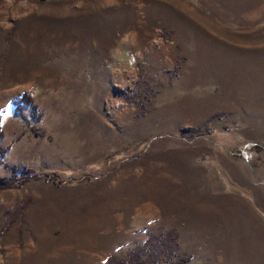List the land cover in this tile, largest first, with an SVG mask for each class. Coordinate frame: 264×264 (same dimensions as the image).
<instances>
[{
  "label": "rangeland",
  "instance_id": "obj_1",
  "mask_svg": "<svg viewBox=\"0 0 264 264\" xmlns=\"http://www.w3.org/2000/svg\"><path fill=\"white\" fill-rule=\"evenodd\" d=\"M0 128V264H264V0H0Z\"/></svg>",
  "mask_w": 264,
  "mask_h": 264
},
{
  "label": "trees",
  "instance_id": "obj_2",
  "mask_svg": "<svg viewBox=\"0 0 264 264\" xmlns=\"http://www.w3.org/2000/svg\"><path fill=\"white\" fill-rule=\"evenodd\" d=\"M29 99H30V97L28 96V95H24L21 99H20V102H26V101H29ZM17 104H19L18 102H17ZM2 136H3V132H2V130H1V128H0V139L2 138ZM3 154V150L2 149H0V162H1V155ZM28 171H30V170H28ZM32 171V170H31ZM35 175V174H34ZM36 176V175H35Z\"/></svg>",
  "mask_w": 264,
  "mask_h": 264
}]
</instances>
